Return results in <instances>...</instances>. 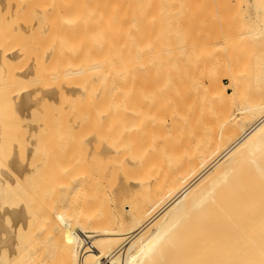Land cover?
Returning <instances> with one entry per match:
<instances>
[{
	"label": "bare ground",
	"instance_id": "bare-ground-1",
	"mask_svg": "<svg viewBox=\"0 0 264 264\" xmlns=\"http://www.w3.org/2000/svg\"><path fill=\"white\" fill-rule=\"evenodd\" d=\"M5 1L9 3V1ZM24 1H26V4H29L28 1L30 2V0ZM32 1L35 0H31V2ZM72 1L76 0H63V3L67 5H63L62 2L59 1L63 5L61 8V4L59 5L58 2L57 5H59V8H63V10H67L66 12H68L66 15H64V11L59 12L64 15L63 18L68 19V17L72 16L74 14L73 12H75V10L72 11L73 8L75 9L77 6V8L79 7L81 9L85 3L80 0V3H84L79 6L76 2L71 4ZM86 1L89 2L90 0ZM100 1L103 3L102 8L100 3L93 4L97 2L96 0H93L91 4L94 6L100 5V10L103 9V7L108 9L109 12L107 15L105 14L107 18H104L105 16L102 12L100 14H102L103 17L99 14V19L97 17V20L96 16L100 11L95 13L96 10L94 9L98 7L93 8L94 6L90 3H88V6L86 4V7H83L85 9L82 10L85 11L87 7H91L93 12L90 11L95 14L94 18L96 19L95 21L93 17L91 18V16H93L91 13V22L92 19L93 22L102 21L103 25L105 23V27L107 26L111 29L107 30L106 27V29L103 30L105 27H101L102 23L97 22V24H101L99 33L101 32V34H103L104 31V36L107 31L112 33V30H120L121 24L119 23H121L122 20L124 21V18L122 15V17L120 16L118 10L120 6L123 7V5L131 7L134 0H99V2ZM6 2L4 4H6ZM41 2L43 1L41 0ZM41 2L39 4H41ZM242 2L245 4V9L243 11L247 22L246 24L248 25V30L245 35L255 40L258 38L264 40V0H242ZM22 3L24 5V2ZM45 3H50V1L47 0ZM51 3H53V5L55 4L54 1ZM77 3L80 4L79 2ZM135 3L136 2H134V4ZM20 4L17 3L14 7ZM7 5L8 4L4 7H9V5ZM57 5L55 4L54 6ZM42 6L44 5L42 4ZM54 6H52L50 10H53ZM35 7L37 8V6ZM18 8H20V6ZM40 8L38 7V9ZM43 9L45 12L44 15H46L48 10H45V8ZM54 9L56 10V8ZM128 9L126 12L129 15ZM14 10L15 9H13V11ZM82 10L79 11L80 13L77 11L76 14H84L85 16L88 13V9L84 13ZM5 11L7 10H4V12ZM17 11L18 10L14 13ZM9 12L11 13V11ZM9 12L7 11V13ZM56 12H58V10ZM69 12L72 15H70ZM123 12L126 13L124 9ZM57 16L58 15H56V17ZM80 16H74L78 19L72 16L74 19L73 21L75 22V20H77L79 24L72 22V17H70L69 21L81 27L80 23L84 22L86 16L83 20L80 19ZM103 18L105 20H103ZM90 19L89 17L87 18L89 22ZM120 19L121 22H119ZM95 22L92 24V27L94 25L96 28L97 24L95 25ZM126 22H124V24ZM85 23L86 25L88 24L87 21H85ZM61 25H63V22ZM61 25L58 26L61 27ZM74 25L72 26L74 27ZM23 26H26L25 22ZM64 27L66 28L64 29L65 32V30L71 26L68 28L67 26ZM78 27L75 28L78 29ZM72 29L71 27L68 30L72 32ZM80 29L81 28H79V30ZM101 29L103 31H101ZM118 30L116 34H109L119 36L113 41L111 39L108 40L106 35L102 38L100 34L98 37L99 39L100 37L101 40L104 38L107 39L103 41L99 40L103 43V45H101L102 47H98L100 43L96 45V41L93 42L91 47L90 44L92 42L90 44L87 43L82 36H85L86 32L79 34L84 38L81 39V41L89 45L85 44L87 50L84 52H86L87 55L82 53V56L85 55V58L81 56V53L78 54L80 47L83 48L84 46L79 47V45H81L80 38H78L79 42H77V38L75 37L77 32H74L75 34L71 33L74 37H72L73 39L71 38L73 41L71 39H69V41L71 40L74 43L77 42L75 47L76 45L78 47L77 50H73L71 47V51H78L77 54L74 52V55L76 54L75 56L79 55L82 57L79 61L77 60L79 63H76L77 65L71 64V62L73 63L75 60H72L75 56L73 55L72 57L68 55V58L70 57L72 61L68 60L71 61L70 66L66 67L68 62L65 63L66 60H62L63 58L61 55L67 50L62 51L61 54V51L58 52L60 50L59 48L57 51L58 54L55 55L58 56L61 54V58L59 59L67 65L65 66L63 63L62 65L65 67L60 65L61 68H58L59 65L57 66V64L59 63L55 60L54 63L57 67L52 66L51 68L53 70V67H56L54 71L49 68L48 70L44 69L45 72L36 71L37 73H34V78L30 80L32 85H26V82L25 84H16V82L22 80V78L32 77L34 75H31L33 71L30 70V68L29 70L31 73L25 69L19 71V69L16 68L18 69V71H16L15 68H11L16 72L10 70V73H12L8 75L7 96L10 100L18 104L20 116L27 118L31 115V108L28 105V101L30 97H34L33 94H37L36 91L38 94L41 93V95H39L46 98V100L53 99L54 96L58 97L61 106H66L67 109H72L73 103L74 108L72 110L75 113L72 116L75 117H72V119L70 117L71 120L69 121H72V123L70 124L66 121V124L68 123V127L72 125L70 131L74 129L78 135L75 134L76 132H73L75 136L72 133L74 139L72 138L73 141H71V143L69 140L61 138V140L63 139L66 142L62 140L63 143L60 142L59 146L60 144L67 143L66 146H69L70 150H73L74 148L71 149V147L74 143L73 146L81 145L82 147L84 145V148H82L85 150V146L87 148L90 145L87 151H89V153L93 151L96 154L100 151L99 156L97 154L100 160L97 159V156L95 160H99L100 162L102 160L103 164H101L102 168L100 167L101 169L99 172L97 170L92 173L91 169L88 167L90 172H83V174L80 169L74 172L75 169L77 170L78 165L77 167L73 165L74 168H72L70 164L71 161L69 162L63 157L64 161L61 162L60 160V162L65 163L67 161L69 162L67 165H65V163L62 167L61 163V165L55 163L58 165L60 171L62 169V175L60 174V176L56 178V174H50L54 177L56 175V180L53 176L51 178L55 181L49 179L50 182L45 181V183H41L40 181V183H31L30 187L36 188V192L32 189L34 192L33 197L25 199L23 196L22 199H20L12 196L6 200L3 198L0 200V223L3 218H9L11 220L10 228L12 227L13 229L23 231L26 230L28 233L32 234V236H35V244H38L41 250L54 251V254L50 253L48 257H53L54 255V257L59 259L58 264H61L60 258L63 255L62 252L66 249L63 244H70L74 241L73 239H69L68 235L70 233L67 232L68 229L74 227H84L83 236L80 241L82 243V254L80 260L76 264H264V100L255 99L252 103L250 102L247 104L251 120H249L247 124H245L246 122H241L239 128L235 132L232 129V124L228 122H224L222 129L219 131H214L210 123V125L205 124V126H199L201 128L199 130H193L192 136H189V133H183L187 121H185L184 111H179L177 108L178 105L195 101V99H201L199 103L202 104L201 107L204 109V116L212 115V107L216 102L227 103L230 99V94L226 89L230 87L232 83L231 75L226 74L229 84L224 85L220 80H217L216 73L202 72L200 74H205L207 76V84L206 86H201L203 83L197 81L199 75L197 78L193 75L194 79L193 77L192 79L194 81H190L187 79L190 76H184L186 73L182 71V69L168 68L165 71L155 72L151 69V64L153 62L151 52L155 49L153 45L156 41L159 44L162 43V38L156 39L153 43L151 35L155 33H152L153 30H151L152 32H150L149 35L151 42L132 49H125L124 43L122 44L118 39L121 38L122 34L121 31L118 32ZM67 32L70 34V31ZM48 34H50V32H48L46 36ZM71 34L66 40L71 37ZM155 36L156 35H154V37ZM74 38H76V42ZM98 38L94 37L92 40L98 41ZM58 39L56 40L58 41ZM0 40L2 42H0V56L2 57L0 60L3 61L1 62L3 65L5 63L4 60H9L13 63V60L17 59L15 54H19L18 50L23 49L18 45L16 46V44H14V46L11 44L10 46L12 47H8V38L2 37ZM4 41L6 45L3 44ZM50 42V44H53V47L55 42ZM2 44L7 47H2ZM70 44L71 42H69V45ZM69 45L67 44V46ZM93 45L96 47H93ZM166 46H168L167 50L171 55V58L168 57L169 63L175 67L174 61L181 60L180 57H175V53L182 50L183 47L178 45L175 41L171 44L167 43ZM53 48H55V46ZM90 48L94 50H89ZM71 51L68 54L71 53L72 55L73 53ZM89 51L96 53V55L94 53L93 58L100 52L98 56L102 54V57H99L101 60L97 58L98 61L93 63L94 59L92 60V56L91 59L90 56H88L91 54L88 53ZM54 52L53 49L51 55H53ZM86 56L89 59H87ZM32 58L34 59V57ZM77 58L78 57H76V59ZM86 59L89 61L92 60V64H90L91 62L88 64L89 61L87 62ZM80 60L85 63H80ZM31 61L33 62V60ZM35 61L34 63H36ZM32 62H30V64ZM34 63L32 64L34 65ZM24 64L28 66L27 61ZM29 66L32 67V65ZM6 67L7 66H5V69ZM20 67L25 68L24 65ZM47 67L49 66L47 65ZM130 68H133L132 72L134 75V82L132 84H130V73L128 71ZM38 70L40 69L38 68ZM4 80L6 81V79ZM36 82L37 85L34 86ZM193 83H196L194 88L188 87ZM140 87L145 89V91H143L142 95L138 98ZM190 88L193 89V91H190ZM132 95H136V102L134 105L129 103ZM37 96L38 95H36V97ZM64 103H67V105ZM26 109H28V112L25 113L24 110ZM165 112V118L164 116L162 118ZM143 115L146 120L144 118L138 119L139 116ZM129 118H131V120H129L131 123H127L129 122ZM24 126H26V124ZM30 127V129L35 130L39 126L31 125ZM84 128H90V130L88 129L86 133L82 130ZM81 130L82 132H80ZM140 131L144 132L145 136L148 138V143L144 144V151L142 153L136 152L134 149L136 147L135 142L140 140L141 136L137 135L136 138L134 137V144L131 143L129 139L127 140L129 134ZM27 132V134L31 133V131ZM83 132H85V134ZM260 137L263 138L262 142L255 146L256 139ZM27 138L31 139L33 137L28 135ZM45 138L46 137L41 140L44 141V144L45 140L49 137ZM189 138H192V141L188 140ZM3 141L4 140L0 137V143ZM47 141H50V138ZM67 141L70 145H68ZM30 142L33 143L32 141ZM47 143L51 145V143L46 142V144ZM56 145H58V143ZM95 146L96 148H94ZM44 147L48 146L44 145ZM81 147L77 149L79 150ZM91 147L93 150H90ZM161 147L162 149H160ZM181 148L184 150L189 148L190 150L182 156L176 157L177 154L181 153V151H179ZM53 149L54 147L51 150ZM56 149L55 147V150ZM95 149L97 150L94 151ZM49 152L48 154H50ZM54 152L56 153V151ZM60 152L58 154H60ZM73 152H76L75 149ZM45 154H47V152H45ZM76 154H73L71 157H75ZM100 154H102V159L100 158ZM39 158L37 160H40ZM72 158L70 159L72 160ZM77 158L80 160L82 156L80 155V157ZM92 158L94 159V157ZM14 159L13 156L11 162ZM73 159V162L77 161L76 158ZM56 160H58V158ZM49 161L48 159V164ZM50 162L52 163V160ZM73 162L72 164L75 163ZM77 162L79 163V161ZM240 162L246 163L245 165H235ZM6 163L9 164L10 162L8 163L7 161ZM247 163L251 165V167H246ZM46 165L44 164V166ZM56 165H53V170L49 171V173H54ZM241 166H245L248 169L247 177H243L235 172V168L237 167L239 169ZM13 170L12 172H14ZM8 172L10 171H6L5 168L0 169V182H6L12 179L10 178L11 176L14 177L13 174H10V176ZM15 173L18 174L17 171L14 172V174ZM10 184H13V182H10ZM53 189L55 190L53 191ZM55 191H57L58 194L62 193L66 197L63 195L60 196L61 194L56 195ZM50 192L51 194L52 192L55 194L52 196V199L50 197ZM29 194H32V192ZM56 196H60L61 198V200L59 198L58 204L64 197L66 199H64L65 202L62 201L61 204L58 205L59 207H56V204L54 208L53 205H55ZM78 196L79 198H77ZM76 199L81 200L80 204L77 203L78 201ZM55 209L57 210L56 212ZM12 236L13 233H10V236H8L10 248L11 245L14 246V244H16V240L13 239L15 236ZM243 236L245 238H242ZM13 241H15V243H13ZM49 243H52V245L54 244V246H51V244L49 245ZM12 249L11 250L14 252L13 247ZM14 264L31 263L21 262Z\"/></svg>",
	"mask_w": 264,
	"mask_h": 264
},
{
	"label": "rangeland",
	"instance_id": "rangeland-1",
	"mask_svg": "<svg viewBox=\"0 0 264 264\" xmlns=\"http://www.w3.org/2000/svg\"><path fill=\"white\" fill-rule=\"evenodd\" d=\"M7 1H9V3L6 2L5 0H1V2H0V38L5 37L6 39L7 38L9 39L10 43L7 42L8 47H12V46H14V44H16V46L18 45L23 50L20 49L22 51V54H21L20 50H18L19 54H17V53L15 54V57L17 58V59L13 60L15 62V64H14V62L11 63L12 61L4 60L5 63H8V62L9 63L8 64L4 63V65H3V63H2L3 61L0 60V137L4 140L2 143H0V145L2 144L0 146V169L5 168L6 171L7 170L10 171V172H8L9 175L13 174V176H14V177H12L10 175L11 176L10 178H12L13 180L9 179L10 181L8 180L6 182H4V181L0 182V200L2 198L5 200L9 199L12 196L13 197L15 196L14 198H20V199H22V197L24 196L23 198L29 199V198L33 197L34 192H36L35 187H33V188L30 187L31 183H38V182L40 183V181H41V183L42 182L45 183V181L50 182L49 179L51 181H55L56 178H58L60 176V174L62 175V169L60 171L58 169V165H56L55 163L60 164L61 162L64 161V158L69 162L71 161L70 164H71L72 168H74L75 166L77 167V165H78L77 170L75 169L74 172H76V171H78V169H80V170H82V172L81 171H79V172L88 173V171H89L88 167L91 169L92 173L96 172L97 170L99 172V170L102 168L101 164H103L102 160L100 162L99 161L100 159L98 157L99 153H100L99 150L101 148L99 146H97L100 148L98 150L99 153H97L98 156L93 151H90V152L91 153L93 152L94 154L93 153L91 154V153H89V151H87V150H89L90 145L87 148L85 146V150H84L83 149L84 145L82 146L83 147L82 148L81 145L77 146L75 144L77 146L76 147V146H73L74 143L72 142L73 144H72L71 149L74 148L76 152H73L74 149L70 150L69 146H66L67 143L66 144H60V146L62 145L61 147L64 148L65 150L62 149L59 146V143L60 142L63 143V141L66 142L65 140H69V142L71 143V141H73V139H74L73 138V134H74L73 132H76V130H74V129L72 131H70L72 125H69V127H68L67 126L68 123L66 124V121H68L70 124L72 123V121L70 122L69 120L72 119V117H73L72 115H74V113H75L72 110L74 108L73 103H72V109H67L66 106H64V107L61 106V103H60V100H58V97L54 96L53 97L54 100L53 99H50V100L47 99L46 100V98H43L42 96H40L41 93H39L40 94L39 95L38 92L36 91V93H37L36 95H38V96L36 97V95L33 94V96L36 98L30 97L29 101H28V103H29L28 105L31 108L30 109L31 115L27 118H24V117L20 116V114H19L20 108L18 107V104L15 103V101L10 100V98L7 96V93H8V91H7L8 90L7 89V79L9 77L8 75L11 74L12 72L18 71V69H19V71L20 70L23 71V69L28 70V71L32 70L33 73H31V71H30L31 75H33L34 73L36 74L37 73L36 71L45 72V70H48V68L51 69L52 66H56V64L54 63L55 60L57 63H59V64H57V66L59 65L58 68H61L60 65H62L64 63V62H62V60H66L65 63L68 62V65L64 63L65 66L67 65L66 67H69L70 62L74 59H75L74 60L75 62L73 61V63L71 62V64L77 65L79 63V62H77V60L79 61L80 58L81 59H82V57L85 58V55H87L86 52H84L87 50L86 49L87 46L85 44H87V43L90 44L92 42L90 44V46H91L93 44V42L96 41L95 44L97 45L100 43V45H98V47H100L101 45H103V43L100 41L107 40V39L108 40L111 39L113 41L119 36L109 35L111 32L107 31L105 34L107 39L104 38L103 40H101V37H100V39L98 38L101 34V32L99 33L100 25H101V24L99 25V23H102V21H97V22H99L98 24L95 21H96L97 17L99 19L98 15L100 13L103 12V14L105 16L104 18H107L106 15L109 12L108 9H106L105 7H103V9H101V10L99 9L100 5H101V8L103 6L102 1L99 2V0H96L97 2H95V3H93V0H90L89 2L86 0H82L85 3L84 2L80 3V0H76V1H72V3H71V4H73V2H76V4L79 6L84 3L83 6L81 7V9L78 7L79 11H81L82 9H85L83 7H86L85 6L86 4L88 6V3H90V4L91 3H93V4H96V3L99 4L100 3V5H98V6L97 5L94 6L93 4H91L94 6L93 8L98 7L97 9H94V10H96L95 13L100 11L97 13L96 19L94 18L95 14L92 13L93 11L91 10L92 9L91 7L90 8L87 7L88 13L86 12L87 14L85 15L86 17L88 16L90 19L91 13L93 14V16H91V18L93 17V19L95 20L94 21L95 25L97 24L96 28L94 25L92 27V24L94 23L93 19H92V22L90 19V22H91V26H90V22H89V20H87L88 17L86 18L84 16V14H80L83 17H81L79 15L80 12L78 11L77 6H76L77 9L76 8L72 9V11L75 10V12H73L74 14L72 13V11H71V13L73 15L70 14V12H69V14L72 15L73 17L74 16L75 17L80 16V19H82V20L84 17L86 18V19L84 18V22L82 21L83 23H80L81 27L79 25H78L79 27L76 26V24L78 22H77V20H75V22H74L73 21L74 19L72 16H70V17H72V22L76 23L75 25H74V23L69 21L70 17H68V19L63 18L64 15H66V13L68 14V12H66L67 10H63V8L60 9L61 7H63L64 4L67 3L66 1H64L66 3H63V0H49L50 3H47L48 6L45 3V2H47V0H42L43 2H41V0H38V2H37V0L32 1V2H31V0H30V2L27 0L29 4H26V1H24V0H22V1L20 0L21 2L18 0H16L17 2L15 0H7ZM52 1H54V3L56 5L58 4L59 1H61L63 5L61 4V2H59V5L61 4L60 8H59V5L54 6L55 4L53 5V3H51ZM5 2H6V4L9 5V7H7V8L4 7V6H6V4H4ZM22 2H24V5ZM40 2H41V4H39ZM69 2H71V1H69ZM77 2H79L80 4H78ZM134 2H136V3L134 4ZM17 3H19V4L21 3V4L16 6L17 7L16 8L14 6ZM36 3H37V5H36ZM2 4H3V6H2ZM42 4L44 6H42ZM76 4H74V5H76ZM33 5L37 6V8ZM74 5H73V7H74ZM19 6H20V8H18ZM23 6H24V8H23ZM52 6H54V8H56V10L54 8H53V10H50V9H52L51 8ZM38 7L39 8L41 7V8L38 9ZM57 7H58V9H57ZM121 7L122 6H120L118 12H119L120 16L121 15L123 16L124 21L122 20V22H121V19H122L121 18L122 16H121L120 17L121 19L119 21L121 23H119V24H121L122 29H121V26L118 25V26H120V28H119L120 30H118V29L117 30H118V32L121 31V33H122L121 38H118V39L122 42V44L124 43L123 45H125L124 46L125 49L126 48L132 49V48L138 47L139 45H142L145 43L148 44L149 42H151L149 39L150 32H152L151 30H153L152 33H155V34L151 35V38H152L151 40L153 43L156 39L158 40V39L162 38V43L159 44L156 41L155 42L156 45L155 44L153 45V47L155 49L153 52H151V55L153 56V62L151 64V69H153L155 72L165 71L168 68L169 69H171V68L182 69V71H184L186 74H188V75L185 74L184 76H186V77L190 76L189 78H187L190 81H194L193 80L194 77L197 78V76L199 75V78L197 79V81H199L200 83H203V85H201V86H206V84H207V76L205 74L204 75L200 74L202 72H204V73H207V72L216 73L217 80H220V82L223 83L224 85L229 84V80L227 79L226 74L231 75L232 83H231L230 87H228L226 89V91L230 94V99L227 103L216 102L212 107V111H213V112H211L212 115L204 116V109H202V107H201L202 104L199 103V101H201V99L200 100L195 99V101L185 102V104H183V105L182 104L178 105L177 108L179 109V111L180 110L184 111V115L186 118L185 121H187V124L185 125V129H184L183 133H186V134L189 133V136H192L193 130H195V129L199 130L201 128L199 126H202V125L205 126V124L210 125V123H211V125H212L211 127L213 128L214 131H219L220 129H222V125H224V122L225 123L228 122V123L232 124V129L235 132L239 128V124H241V122H246L245 124H247V122L249 120H251V116L249 115V108L247 107V104H249L250 102L252 103L253 101H255V99L264 100L263 99L264 98V40L261 38H258L255 40V39L245 35L247 30H248V25L246 24L247 22L245 20V14L243 11L245 9V4L242 2V0H134L131 7L130 6L128 7L126 5H123L122 8ZM12 8L15 10L13 11ZM35 8L39 11H37ZM43 8H45V10H48V13H46V15H44L45 12H44ZM128 8H131V9H128ZM87 9L85 11H87ZM123 9L125 12L128 9L130 16L127 14V12L124 13ZM4 10H7L8 12L11 11L12 14L10 12L7 13V11L4 12ZM16 10H18V11L16 13H14ZM57 10H58V12H56ZM77 11L79 12L78 14H76ZM82 11H83V13L85 12L84 10H82ZM59 12H63L64 15H62V13H59ZM120 12H122L128 16H125L124 14H122ZM55 14L58 16L56 17ZM100 16L103 17L102 14H100ZM104 18H103V20H105ZM58 19H60V20H58ZM75 19H78V18H75ZM125 19H127V20H125ZM58 21H59V23H58ZM68 21H69V23L70 22L71 23L69 24ZM85 21H87V23L88 22L89 23L86 25ZM126 21H128V22H126ZM24 22H25L26 26H23ZM62 22H63L64 26H67V28L69 26H71L73 28L72 32H71V30H68L71 27H69L64 32V29H66V28L63 25H61ZM124 22H126V23L124 24ZM27 24H29V25H27ZM58 25H61V27ZM72 25H74V27ZM104 25H105V23H104ZM104 25L102 23L101 27H103ZM75 27L76 28L78 27V29H76ZM106 27L103 28V30L106 29ZM114 27H110V28H114ZM61 28H63V29H61ZM79 28H81V29L79 30ZM82 29H83V31H82ZM108 29L109 28L107 27V30ZM74 30H76V31H74ZM103 30L101 29V31H103ZM109 30H111V29H109ZM67 31H70V34L77 32V34H75V33L74 34H75V37L77 38V42H79L78 38H80V44L81 45H79V47L84 46L83 48L80 47V49L78 50L79 51L78 54L81 53V56H82V53H85L84 56H82V57H80L79 55L75 56L78 51H74L76 53L75 55H74V52L71 51V47L73 48V50L74 49L77 50L78 47H77V45H76L77 48L75 47V44H77V42L75 40L76 38H74V41L76 43L72 42L73 41L72 37H74V35L71 34V37L68 38V40H66L67 37L70 36L69 32H67ZM116 31L112 30L111 34H116ZM46 32L47 33L50 32V34H48L46 36V34H47ZM63 32H64V34H63ZM82 32L83 33L86 32L85 33L86 35L85 36L82 35V36L85 38L84 41H86L87 43L86 42L83 43V41H81V39H84L83 37H81V35H79V34H82ZM95 33H97L98 35ZM104 33L105 32L103 31V34ZM103 34H101L102 38L105 36V35L103 36ZM57 35H58V37H57ZM118 35H120V34H118ZM154 35H156V36L154 37ZM64 36H66V37H64ZM86 36H87V38H86ZM93 36L95 38H98V41L97 40L93 41L92 40V39H94ZM50 37H52V38H50ZM60 37H64V38H60ZM146 37L148 38V40ZM49 38H50V40H49ZM54 38H55V40H54ZM56 39H58V41ZM69 39H71L72 41L71 40L69 41ZM61 40H62V42L64 40V42L62 43ZM50 41H52V43L55 42L54 46L56 49L53 48L54 46L52 47L53 44H50L51 43ZM65 41L68 45H69V42H71V44L69 45L70 48H69V46H67ZM174 41L176 43H178V45L183 47L182 50L175 53V57L181 58V60L174 61L175 65H176L175 67H174V65L172 66V64L169 63V58H171V55H170V52H168V50H167L168 46H166L167 43L171 44ZM0 42H1V40H0ZM4 42H3V44L6 45V42L5 43ZM11 44H12V46H10ZM5 45H3L2 47H4ZM7 46H5V47H7ZM48 46H50L51 48L54 49L55 52L53 53V55H51V52L53 49H51ZM85 46H86V48H85ZM107 46H108V44H107ZM93 47H96V46L93 45ZM98 47H97V49L99 51ZM13 48H17V47H13ZM59 48H60V50L58 51ZM17 49H19V48H17ZM65 50H67L66 51L67 53L64 52V54H62V51H65ZM68 50H70L73 54L72 55H71V53L68 54L70 52ZM89 50L93 51L94 49L90 48ZM57 51L58 52L61 51L62 55L59 54L58 56H56L58 54ZM101 52L103 53L102 49H101ZM88 53L93 54V55H91V54L88 55V56H90V59H91V56H92V60L94 59L93 63L98 61L97 58L99 59V57H102V54H101V56L100 55L98 56V54L100 52L97 54V56H95L96 59L93 58L95 52L92 53L89 51ZM20 54H21V56H20ZM47 55H48V57H47ZM60 55L63 58L62 60L59 59V58H61ZM68 55L72 56V57L74 55L75 57H73V59L71 60L70 57L68 58ZM95 55H96V53H95ZM18 56H20V57H18ZM29 56L34 57V59L32 57L30 58ZM49 56H50V59H49ZM53 56H56V57H53ZM36 57H37V59H36ZM76 57H78V58L76 59ZM1 58L2 57L0 56V59ZM86 58H87V56H86ZM21 59H22V61L26 60L28 62V64H27L28 66H26L24 64V63H26V61L22 62ZM30 59L33 60V62ZM57 59H58V61H57ZM87 59H89V58H87ZM16 60H17V62H16ZM28 60H30V61H28ZM37 60H39V61H37ZM68 60H71V61H68ZM99 60H101V59H99ZM34 61L36 63H34ZM88 61L89 60H87V62ZM91 61H89L88 64ZM30 62L34 63V65L32 63L30 64ZM60 62H61V64H60ZM81 62L82 61L80 60V63ZM83 63H85V62H82V64ZM90 64H92V62ZM23 65H24V67L26 66L27 68L26 67L25 68L20 67ZM29 65H32V67ZM47 65L49 67H47ZM5 66H7L6 69H5ZM65 66H63V67H65ZM11 68H15L16 71H14ZM16 68H18V69H16ZM29 68H30V70H29ZM38 68L40 70H38ZM55 68L53 67V70L52 69L51 70L54 71ZM10 70L12 71L11 73H10ZM56 70H58V69H56ZM128 71L130 73V84H132L134 82V75L132 72L133 68H130ZM35 74L32 77L22 78V80L17 81L16 84H18V83H24L25 84V82H26V85H29V84L32 85L30 80H32L34 78ZM193 75H195V76L193 77ZM192 77H193V79H192ZM4 79H6V81ZM36 85H37V82L34 84V86H36ZM195 86H196V83H193V84H190L188 87L194 88ZM143 91H145V89L140 87L138 98L140 97V95H142ZM190 91H193V89L190 88ZM135 102H136V95H132V97L129 100V103L131 105H134ZM64 104L67 105V103H64ZM28 107H26V108H28ZM24 112L25 113L28 112V109L24 110ZM165 115H166V112L163 113L162 118H163V116L165 118ZM70 117H71V119H70ZM143 118L145 119L144 115L138 117V119H143ZM129 120H131V118H129L128 121ZM127 123H131V122L129 121ZM25 124H26V126H24ZM31 125L32 126L38 125L39 127L35 130H32V129H30ZM84 129H82V130L85 132L86 131L88 132V129L90 130V128H88V129L84 128ZM82 130L80 132H82ZM27 131H29V132L31 131V133L27 134L28 133ZM91 131H93V130H91ZM85 132H83V133L85 134ZM75 134L78 135L77 132ZM75 134H74V136H75ZM28 135L32 136L34 139L33 138H31V139L27 138ZM38 135H40V136H38ZM71 135H72V137H71ZM80 135H81V133H80ZM137 135L141 136V139L135 142L136 147L134 149L136 152L142 153L144 151V149H143L144 144L148 143V138L145 136L144 132L140 131V132H136V133H131L127 136V140L129 139V141L134 144L133 141ZM162 136H163V134H162ZM39 137H42V138H39ZM44 137H46V138L49 137L50 141H47L49 138H47V139L45 138L46 140L44 139L45 140V144H44V141H41V140H43ZM61 138H65V140L62 139L63 140L62 141ZM29 140L32 141L33 143H31ZM188 140L192 141V138H189ZM262 140H263V138H261V137L257 138L255 141V143H256L255 146L260 144L262 142ZM46 142L51 143V145H48V143L46 144ZM69 142H68V145H70ZM35 143H37L38 145ZM57 143H58V145H56ZM139 143H140V145H139ZM42 144H43V147H42ZM44 145L45 146L47 145L48 147H44ZM51 146H52V148L54 147L53 150H51L52 149ZM55 147L57 148L56 150H55ZM78 147H81L82 149L80 148L78 150L77 149ZM94 148H96V146ZM189 148H187L186 150L181 148V150H179V151H181V153L177 154L176 157H180L184 153L188 152L190 150ZM30 149H31V151H30ZM97 149H95L94 151H96ZM160 149H162V147ZM45 150H47V151H45ZM90 150H93L92 147ZM54 151H56V153ZM58 151L59 152L61 151L60 154H58L59 153ZM85 151H87V152H85ZM45 152H47V154L49 152L50 153V154H48L49 156L47 154H45ZM42 153H44V154H42ZM76 153H78V154H76ZM63 154H64V156H63ZM73 154H76V156L73 158H76V160L79 161L80 165L77 161H74L75 163L72 161V160H74L71 157ZM79 154L82 156V158H80V160H79V158H77V157H80ZM86 154H87V157L89 156L88 158L86 157ZM58 155H59V157H58ZM91 155H93V156H91ZM100 155H101L100 158L102 159V154H100ZM9 156L12 158H10ZM13 156L15 159L12 161L13 162L12 163L11 160L13 159ZM51 156H52V158H51ZM56 156H57L59 161L56 160L57 159ZM96 156H97V159H99V160H95ZM39 157H41L42 159ZM92 157H94V159ZM38 158L40 160H37ZM47 158L50 161L52 160V163L49 161V164H48ZM70 158H72V160ZM43 159H44V161H43ZM60 160H61V162H60ZM86 160H88V161H86ZM7 161H8V163L10 162L12 164H10V163L7 164L6 163ZM29 161H31V162H29ZM67 161L65 162L66 164L61 163L62 167L64 166L63 164L67 165L69 163ZM72 162L74 164H72ZM35 163H37V164H35ZM46 163H47V165H46ZM76 163H78V164H76ZM245 163L240 162V163H237L235 165H242V164L245 165ZM40 164H42L43 168H45V169H43L42 165H40ZM44 164L46 166H49V167L44 166ZM7 165H8V167H7ZM53 165H56L55 167L57 170L54 168V173L53 172L49 173V171L53 170V167H54ZM73 165H74V167H73ZM249 166L251 167V165H249L247 163L246 167H249ZM22 167H23V169H22ZM246 167L241 166L239 169L236 167L235 172L237 174L243 176V177H247L248 176V173H247L248 169ZM9 168L12 170L14 169L13 171L14 172L17 171L18 174H16V173L14 174V172H12V170H10ZM42 169L44 172L45 171L46 172L44 173L42 171ZM55 170H56V172H55ZM46 173H48V174H46ZM22 174H23V176H22ZM50 174H53V175L56 174L57 177L55 175V177H56L55 178L53 175H50ZM49 176H50V178H49ZM52 176L55 178V180L51 179ZM15 177H17V178H15ZM46 177H48V178H46ZM10 182H13V184H10ZM27 184H29V185H27ZM32 189L34 190V192ZM54 190L55 189H53V191ZM57 191H55L56 195L58 194ZM30 192H32V194H29ZM53 193L54 192H52V194H51V192H50L51 199H52V196L55 195ZM30 195H32V196H30ZM58 195L62 196L63 194L59 193ZM60 196L59 197L56 196V198H58V199L55 198L56 202H55V205H53L54 208H55L56 204H57L56 207H59L58 205L61 204L62 201L65 202L64 199H66L65 198L66 196L63 195V196H65L64 198L62 197L63 200L60 201L59 204L57 203L59 201ZM77 198H79V196ZM60 200H61V198H60ZM76 200L78 201L77 203L80 204L81 200H79V199H76ZM56 211L57 210L55 209V212ZM3 219L0 223V264H14V263H21V262H26V263H31V264H58L59 259L54 257V255H53L54 258L48 257L50 253L54 254V251H48V250L43 251V250H41L40 247H38L39 245L35 244V241H34L35 236H32V234L28 233L26 230L23 231V230L17 229L18 230L17 231L16 229H13L12 227L10 228L11 220L9 218L6 219V217ZM11 230H12V232H11ZM67 232L70 233L68 235L69 239H71V240L73 239L74 241L71 242L70 244H67V243L63 244L66 249L63 250V252H62L63 255L60 258V260H61L60 263L61 264H76L80 260L81 254H82V243L80 241H81L82 236H83L84 227H81V228L80 227H74V228L68 229ZM10 233H13L12 237L15 236L13 239L16 240V244H14V246L11 245V248L9 246L10 244H8L9 243L8 236H10ZM244 236L242 238H245ZM13 243H15V241H13ZM50 244H51V246H54V244L52 245V243H49V245ZM12 247L14 248V252L12 251L13 250ZM26 248H28V249H26Z\"/></svg>",
	"mask_w": 264,
	"mask_h": 264
}]
</instances>
